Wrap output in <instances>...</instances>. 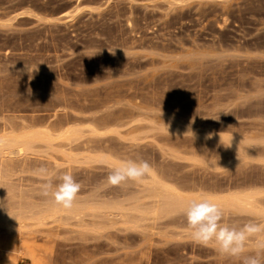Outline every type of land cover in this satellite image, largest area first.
<instances>
[{"label": "rangeland", "instance_id": "374dc122", "mask_svg": "<svg viewBox=\"0 0 264 264\" xmlns=\"http://www.w3.org/2000/svg\"><path fill=\"white\" fill-rule=\"evenodd\" d=\"M0 145L18 219L0 222V264H33L32 247L40 264H239L193 243L181 211L134 207L243 193L256 208L224 222H264V0H0ZM128 159L152 171L109 185ZM65 172L77 216L41 195Z\"/></svg>", "mask_w": 264, "mask_h": 264}, {"label": "clouds", "instance_id": "9594fccd", "mask_svg": "<svg viewBox=\"0 0 264 264\" xmlns=\"http://www.w3.org/2000/svg\"><path fill=\"white\" fill-rule=\"evenodd\" d=\"M46 171L44 168L39 169L42 175H46ZM151 171V165L145 160H124L110 170L107 183L119 186L128 181L139 182ZM80 189L81 184L72 174L65 172L46 178L41 185V195L50 197L55 205L70 209ZM181 214L185 217L188 235L193 243L212 247L220 257L234 258L239 264H264V222L249 220L242 226L225 223L223 208L208 195L189 200L181 209Z\"/></svg>", "mask_w": 264, "mask_h": 264}, {"label": "bare ground", "instance_id": "6f19581e", "mask_svg": "<svg viewBox=\"0 0 264 264\" xmlns=\"http://www.w3.org/2000/svg\"><path fill=\"white\" fill-rule=\"evenodd\" d=\"M74 131V130H73ZM75 132V131H74ZM73 133V132H72ZM27 136V135H26ZM23 137V136H21ZM21 137H19V139H21ZM26 138V137H25ZM4 140V139H3ZM6 140V139H5ZM13 140V139H12ZM11 140V141H12ZM18 140V139H16ZM16 140L15 141H12V143H16ZM28 140V139H27ZM19 141V140H18ZM17 141V142H18ZM7 142V141H6ZM4 142V143H6ZM10 142V141H8ZM21 142V140L19 141ZM11 143V142H10ZM9 144V143H8ZM27 144V143H26ZM29 144V143H28ZM27 144V146H28ZM13 145V144H12ZM1 146V145H0ZM7 146V144H6ZM17 146V145H16ZM26 146V145H25ZM3 147V146H2ZM5 147V146H4ZM20 147V145H19ZM24 147V146H23ZM9 148V147H8ZM5 150V149H4ZM8 150V149H7ZM26 150V149H25ZM24 151V150H23ZM3 163V162H2ZM2 165V164H1ZM238 192V190H237ZM3 193V192H2ZM1 193V194H2ZM231 193V192H230ZM234 193V192H232ZM225 194V193H224ZM200 195H208V196H211L215 199V201L223 208L224 212L226 211H229V210H235L237 212L239 211H243L248 208H256L254 207V196L251 195V194H239V193H234V194H228V195H214V194H209V193H192V194H185L183 192H177L175 190L173 191H170V189L168 190H162V191H153V192H150L148 194V198L151 199V202L148 203L147 205V202L145 203L146 205L144 206H137V207H134V212L137 211L139 214L141 215H152L154 217H166V216H170V215H173L175 213H178L181 211V209H183L189 200L193 199V198H197L199 197ZM143 196V195H142ZM136 200V198H134ZM134 200V202H135ZM141 200V199H139ZM131 203V202H130ZM136 203V202H135ZM3 204V203H2ZM8 204V203H7ZM28 204V203H27ZM47 205V204H46ZM51 206V205H50ZM257 206V205H256ZM7 207V206H6ZM26 207V206H25ZM259 207V206H257ZM50 208V207H49ZM260 208V207H259ZM8 210H10V208H8ZM2 207H0V222L4 223V224H13V220L15 219L16 217V214L15 212L13 211V208L8 211ZM31 210V209H30ZM52 210L53 212H58V213H61L60 211H64L66 212L67 214H70L71 216L72 215H75L77 216V212L80 210L78 208V206H76L75 204H73V207L70 208V209H65L63 207H52ZM129 210V209H127ZM257 210V209H256ZM43 211V210H42ZM45 211H48L47 209ZM231 211V212H232ZM255 211V210H254ZM252 211V212H254ZM261 212L262 215H264V209H260L259 210ZM31 212V211H30ZM36 212V211H35ZM33 212V213H35ZM246 212V211H245ZM259 212V214H260ZM27 213H28V210H27ZM39 213V212H38ZM110 213L111 212H107L106 214L110 216ZM32 214V213H31ZM99 214V213H98ZM30 215V214H29ZM33 215V214H32ZM31 215V216H32ZM37 215V214H36ZM112 215V214H111ZM41 216V215H40ZM66 217V216H65ZM127 218V217H126ZM134 218V217H133ZM17 219V217H16ZM140 219V218H139ZM138 219V220H139ZM18 220V219H17ZM41 220V218H40ZM43 220V219H42ZM133 221V220H132ZM104 222V221H103ZM140 222V220H139ZM39 223V222H38ZM19 224V222H18ZM82 224V223H81ZM89 224V223H88ZM140 224V223H139ZM138 224V225H139ZM43 225H44V222H43ZM107 225V223H106ZM111 226V225H109ZM83 227V226H82ZM133 227V226H132ZM129 228V227H128ZM91 230V229H90ZM89 230V232H90ZM92 231L95 232V230L92 229ZM49 239V238H48ZM29 240V239H27ZM26 240V241H27ZM32 241V240H30ZM31 246V245H30ZM39 246V245H38ZM32 247V246H31ZM46 247V246H45ZM26 248V247H25ZM27 249V248H26ZM36 249V248H35ZM35 249H32L27 250V254L29 255V257L31 258L32 260V263L33 264H40V262L42 260H39L40 258H42L41 256H39V252L36 251L35 253ZM50 249V248H49ZM149 249V248H148ZM162 250V249H161ZM26 251V250H24ZM49 254V253H48ZM38 255V256H37ZM50 255V254H49ZM52 258V257H51ZM44 259V258H43ZM46 259H44L45 261ZM43 262V261H42Z\"/></svg>", "mask_w": 264, "mask_h": 264}]
</instances>
